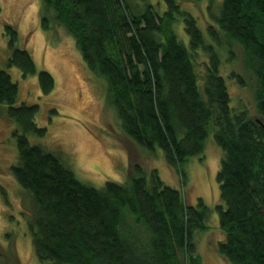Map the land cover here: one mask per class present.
<instances>
[{"label":"trees","instance_id":"16d2710c","mask_svg":"<svg viewBox=\"0 0 264 264\" xmlns=\"http://www.w3.org/2000/svg\"><path fill=\"white\" fill-rule=\"evenodd\" d=\"M41 1L42 14L53 12L87 69L105 81V105L134 146L151 155L159 151L183 186L185 167L203 158L210 133L221 158L215 214L201 199L187 204L157 170L146 174L129 157L126 181H107L97 190L58 157L29 144L28 136L46 133L34 122L38 108L16 106L17 85L0 70V105L15 125L17 164L10 175L31 198L27 229L38 262L200 264L196 235L211 229L213 213L221 235L216 254L227 264H264V0H223L217 13L207 0L205 25L184 11L202 0H161L162 13L150 0ZM180 20L187 46L175 34ZM4 34L7 66L23 78L36 75L41 94L51 93L53 78L36 72L31 54L17 48L14 27L4 25ZM235 46L254 76L257 119L230 107L231 84L241 85L229 72ZM13 257L4 251L0 264Z\"/></svg>","mask_w":264,"mask_h":264},{"label":"rangeland","instance_id":"374dc122","mask_svg":"<svg viewBox=\"0 0 264 264\" xmlns=\"http://www.w3.org/2000/svg\"><path fill=\"white\" fill-rule=\"evenodd\" d=\"M150 1L156 4L158 12L164 11L161 0ZM222 1L213 0L214 12L217 13L216 8ZM198 5L186 6L184 11L205 25L211 14L207 12L208 1L202 0ZM41 6V0H0V70L17 85L16 106H37L34 122L46 131L41 138L28 136L29 144L39 145L58 157L77 180L97 190L107 181L119 184L126 181L129 157L131 165H139L146 174L157 170L165 185L183 193L187 204L201 199L215 214L214 208L220 203L216 174L221 150L215 145L212 134L206 138L203 158L185 167L186 184L181 185L179 176L170 170L159 151L151 155L125 136L117 117L105 105V81L87 69L70 33L58 23L53 12L42 14ZM42 18L47 29L42 28ZM6 24L16 30L17 48L31 54L36 72L45 71L53 78L54 88L48 95L41 94L36 75L23 78L17 68L7 66L11 50L4 34ZM174 30L177 39L187 46L182 20L176 23ZM234 59L229 72L240 78L241 85L231 84L230 107L244 110L250 119H257L254 76L244 67L238 46L234 47ZM197 66L199 74L200 64ZM5 111L6 107L0 105V255L3 257L4 251L10 256L13 253L10 264H40L33 255L27 229L31 198L10 175L11 167L17 164V150L15 125L5 117ZM213 213L208 219L211 229L196 235V253L200 264H227L213 247L215 240L221 237ZM1 263L6 264V259Z\"/></svg>","mask_w":264,"mask_h":264}]
</instances>
